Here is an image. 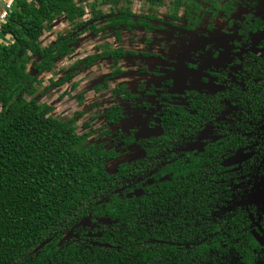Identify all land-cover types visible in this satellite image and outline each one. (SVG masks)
<instances>
[{
    "label": "trees",
    "instance_id": "trees-1",
    "mask_svg": "<svg viewBox=\"0 0 264 264\" xmlns=\"http://www.w3.org/2000/svg\"><path fill=\"white\" fill-rule=\"evenodd\" d=\"M59 19L69 28L44 45ZM217 22L234 37L220 47ZM263 29L264 0H11L0 30V264H264V210L253 201L255 190L245 204L264 155V56L234 57L240 48L264 49ZM167 33L164 54L192 38L208 41L195 53L211 59L203 89L177 95L171 79L149 88L141 80L136 90L118 82L128 59L142 77L152 75L142 64L150 60L198 69L138 49ZM86 35L99 43L75 60ZM221 54L226 62L218 61ZM102 63L109 73L92 90L111 105L102 113L98 100L54 114L66 97L84 106L86 92L72 95L81 86L74 79ZM233 65L243 68L236 82ZM212 80L223 90L209 93ZM185 81L191 85L193 74ZM225 102L238 111L218 122ZM137 111L152 113L148 128L160 134L138 139L136 130L118 131L119 144L108 148L112 128ZM207 126L221 139L181 153ZM133 146L142 155L110 172L108 165ZM241 148L252 159L237 171L223 168Z\"/></svg>",
    "mask_w": 264,
    "mask_h": 264
},
{
    "label": "rangeland",
    "instance_id": "rangeland-1",
    "mask_svg": "<svg viewBox=\"0 0 264 264\" xmlns=\"http://www.w3.org/2000/svg\"><path fill=\"white\" fill-rule=\"evenodd\" d=\"M11 4V0H4V5ZM137 6V5H136ZM89 11V9H87ZM105 12L109 13V10L105 8ZM90 16L87 15L85 17V21L89 20ZM224 24L217 23L218 29L220 31H217L213 37L215 44L217 47L221 45H225L228 41L232 40L233 37L228 36L224 34L221 30L224 28ZM66 28H69V25L63 20L59 19L55 22V24L52 27L51 32L46 33L42 37V42L44 45H51L55 41L57 34L59 32L64 31ZM125 37V43L128 42V35L124 34ZM172 40V35L170 33L162 34L160 39H157L154 44L151 46H142L139 45L138 49H147L149 51H153L156 53H159L162 57L165 59H172L173 61L177 63H186V64H199V68L196 70L189 69L186 66L173 64L161 60H150V61H144L142 64H145L148 67V70L150 73H152L151 76L142 77L139 75L140 72V65L136 64L133 59H128L123 64V69L127 71V75L123 78H121L118 82L120 83H127L129 85V88L131 90H136L138 83L145 78L146 81V87L150 86H157L159 87L160 84L167 80L172 79L175 82V88L173 90V93L179 95L182 94L183 91L186 89H194V90H201L203 88V85L200 84L201 76L204 74V71L210 67L211 59L208 56H201L196 55L195 53H202L204 50V47L208 43L207 40L204 39H197L192 38L189 45H182L178 44L177 47L170 45L168 48V52L164 54L162 43L167 42L170 44V41ZM99 43L98 37H93L91 35H86L81 39V42L77 49L76 59L83 58L86 54H89L93 51L94 46ZM223 56H221L220 59H222ZM72 62H64L63 64H60V67H66L68 68ZM176 67L175 72H170L169 68ZM109 69L107 63H102L100 67H94L91 70L85 71L81 74H79L74 81L80 82L81 86L78 90V92H72V95L75 96L77 93H87L86 100L84 102V106L82 108H78L77 103L75 100H70L68 97H66L61 102H57L56 105V111L54 114L58 115H67L69 113H73L78 110H83L95 103L96 101H100L104 103V107L102 110V113L105 109H107L111 104L107 103L106 99H102L100 96L96 95L95 92L92 90V88L99 84L101 82V78L108 75ZM185 73H192L193 74V83H191L190 86H187L185 83ZM155 75H159L156 77ZM47 78L49 76H46ZM61 76L58 78L60 79ZM207 90L209 92H215L218 90V88L214 85L213 81L208 85ZM63 91V89H59L54 94V101L58 99L59 94ZM152 113H146L143 111H137L131 119L128 121L118 125L117 127L112 128V135L111 140L113 142L109 143L108 148H112L115 145L119 144V139L117 137L118 131L128 133L129 130H136L137 135L136 137L139 138H147L151 137L158 133V129L150 130L148 128V121L147 116L151 115ZM158 122V121H157ZM102 123H99L96 125V127H100ZM81 125V124H80ZM82 133V131H79ZM141 151L138 147L133 146L129 149H127L124 152V155L121 159H119L116 162L110 163L108 165V170L111 172L113 171L120 163L124 162H130L134 160L135 158H138L141 156ZM253 201L264 208V184L259 185L254 194ZM83 226H89L90 222L88 220L84 221L82 223ZM74 234L70 233L67 235V237H71Z\"/></svg>",
    "mask_w": 264,
    "mask_h": 264
},
{
    "label": "water",
    "instance_id": "water-1",
    "mask_svg": "<svg viewBox=\"0 0 264 264\" xmlns=\"http://www.w3.org/2000/svg\"><path fill=\"white\" fill-rule=\"evenodd\" d=\"M98 20H92L90 21L86 26H84L80 31H84L87 27L94 25L95 23H97ZM253 54L257 57H262L264 54L263 50H260L258 48H250V49H240V51L235 54V57L239 58L241 61H243V56L246 54ZM241 67L237 66L235 68H232V71L237 74L238 71H241ZM235 79V78H234ZM226 105L229 107V110L224 112L222 114V116L218 119L219 122H226L227 121V117L230 116L232 114V112L237 111L238 109L234 106H232L229 102H226ZM220 137L215 136L214 134V128L213 126H207L199 135V137L196 139V141L189 143L185 148H183L181 150L182 153H191V152H195V151H199L202 149L203 147V143L205 141H216L219 140ZM251 158V155H246L244 154V150H239L233 157L226 159L223 163L222 166L223 167H232V166H237L240 165L244 162H246L247 160H249ZM264 163V160H263ZM251 196V195H250ZM250 196L248 197L247 201L249 200ZM52 242V239H49L45 242H43L35 251L34 253L39 252L41 249H43L44 247H46L48 244H50ZM97 246L100 247H108L107 245L104 244H96Z\"/></svg>",
    "mask_w": 264,
    "mask_h": 264
},
{
    "label": "flooded vegetation",
    "instance_id": "flooded-vegetation-1",
    "mask_svg": "<svg viewBox=\"0 0 264 264\" xmlns=\"http://www.w3.org/2000/svg\"><path fill=\"white\" fill-rule=\"evenodd\" d=\"M245 13H246V11L241 10V11L236 15V17L239 18L240 16H242V15L245 14ZM217 23H222V24H224L225 26H224V28H223L221 31H222L224 34H226V35H228V36H231V35L227 34L228 32L226 33V31H229L228 28H226L227 23H225V22H217ZM217 23H216V27H217ZM217 29H218V27H217ZM218 31H220V29H218ZM262 35L264 36V29L262 30ZM231 37H232V36H231ZM233 39H234V37H233ZM233 39H232V40H233ZM204 40H205V39H204ZM232 40H230V41H232ZM228 42H229V41H228ZM226 44H227V43H226ZM216 47H217V46H216ZM219 47H220V46H219ZM251 48H253V47H251ZM255 48H258V47H255ZM204 49H205V47H204ZM240 49H243V48H240ZM240 49H239V51H240ZM249 49H250V48H249ZM258 49H260V48H258ZM246 50H247V49H246ZM260 50H263V51H264V49H260ZM239 51H238V52H239ZM238 52H237V53H238ZM237 53H235V54H237ZM235 54H234V57H235ZM249 54H251V53H249ZM246 55H247V54H246ZM252 55H253V54H252ZM221 56H223L222 59H220ZM244 56H245V55H244ZM244 56H243V57H244ZM263 56H264V54H263ZM263 56H262V57H263ZM227 57H228L227 54H221V55L218 57V61H219V62H226ZM235 58H237V57H235ZM260 58H261V57H260ZM237 59H239V58H237ZM239 61H240V62H243V61H244V58H243V61H241L240 59H239ZM237 66H240V67L242 68L241 65H233V66H230V67H229V69H230V73H231L230 76H231L232 80L235 81V82L237 81V76H238V75L240 74V72H242V70H243V68H242L241 71H238V73L235 74V73L232 71V68H235V67H237ZM234 78H235V79H234ZM143 80H145V78H143ZM171 80H172V79H171ZM173 81H174V80H173ZM212 81H213V83H214V80H212ZM212 81H211V82H212ZM211 82H210V83H211ZM185 83H186V81H185ZM210 83H209V84H210ZM200 84H201V83H200ZM214 85L218 88V90L215 91V92H209V91H208L209 93H216V92H218V91L223 90L222 87L217 86L215 83H214ZM153 86H154V85H153ZM189 86H190V85H189ZM150 87H151V86H150ZM207 87H208V86H207ZM147 88H149V87H147ZM174 88H175V87H174ZM202 89H203V88H202ZM202 89H201V90H202ZM173 90H174V89H173ZM186 90H188V89H186ZM192 90H194V89H192ZM201 90H197V91H201ZM183 92H184V91H183ZM172 93H173V91H172ZM173 94H175V93H173ZM229 103H230V102H229ZM225 104H226V102H225ZM230 104H231V103H230ZM231 105H232V104H231ZM226 106H227V105H226ZM232 106H233V105H232ZM227 107H228V106H227ZM234 107H235V106H234ZM236 108H237V107H236ZM237 109H238V108H237ZM228 110H229V107H228ZM228 110H227V111H228ZM237 111H238V110H237ZM237 111H235V112H237ZM225 112H226V111H225ZM223 113H224V112H223ZM223 113H222V114H223ZM233 113H234V112H232V114H233ZM232 114H231V115H232ZM231 115H230V116H231ZM221 116H222V115H221ZM230 116H228V117H230ZM228 117H227V121H228ZM219 118H220V117H219ZM219 118H218V119H219ZM227 121H226V122H227ZM218 122H219V121H218ZM121 124H122V123H121ZM213 128H214V127H213ZM157 129H158V133L160 134V129H159V128H157ZM201 132H202V131H201ZM201 132H200V133H201ZM159 134H155V135H159ZM214 134H215V136H217L216 133H215V130H214ZM155 135H153V136H155ZM198 137H199V136H198ZM198 137H197V138H198ZM218 137H220V136H218ZM147 138H148V137H147ZM197 138H196V139H197ZM220 139H221V137H220ZM220 139H219V140H220ZM195 141H196V140H195ZM216 141H217V140H216ZM193 142H194V141H193ZM205 142H206V141H205ZM205 142H204V143H205ZM190 143H192V142H190ZM204 143H203V146H204ZM188 144H189V143H188ZM188 144H187V145H188ZM187 145H186V146H187ZM186 146H185V147H186ZM185 147H183V148H185ZM183 148H182V149H183ZM202 148H203V147H202ZM182 149H181V150H182ZM181 150H180V151H181ZM239 150H244V154H246V155H251V158H250L249 160H247L246 162L240 164V165L232 166V167H227V168H233L234 171H237V170H238V166H241V165H243V164L249 162V161L252 159V154L247 153V152L245 151L244 148H241V149H239ZM239 150H238V151H239ZM238 151H237V152H238ZM195 152H196V151H195ZM237 152H236V153H237ZM123 153H124V152H123ZM181 153H182V152H181ZM191 153H192V152H191ZM236 153H235V154H236ZM183 154H188V153H183ZM235 154H234V155H235ZM123 155H124V154H123ZM141 155H142V154H141ZM234 155H233V156H234ZM233 156H231V157H233ZM122 157H123V156H122ZM122 157H121V158H122ZM231 157H230V158H231ZM121 158H120V159H121ZM228 159H229V158H228ZM225 160H226V159H225ZM225 160H224V161H225ZM263 160H264V155H263V158H262L261 164L258 166V169H257V172H256V179H255L254 185H253L252 188H251V191L249 192L248 197H249L250 195L252 196L253 191L256 190V188H257L259 185H261V184H259V174H260V170H261L262 167L264 166ZM117 161H118V160H117ZM224 161H223V162H224ZM115 162H116V161H115ZM223 162H222V163H223ZM111 163H113V162H111ZM124 163H125V162H124ZM120 164H122V163H120ZM221 166H222V164H221ZM222 167H223V166H222ZM223 168H226V167H223ZM227 168H226V169H227ZM262 184H264V183H262ZM251 196H250V197H251ZM253 198H254V197H253ZM247 199H248V198H247ZM247 199H246V203H245L246 205H247V203L249 202L250 198H249L248 201H247ZM255 204H256V203H255ZM256 205H257L258 207H260L261 209L264 210V208L261 207L260 205H258V204H256Z\"/></svg>",
    "mask_w": 264,
    "mask_h": 264
},
{
    "label": "built area",
    "instance_id": "built-area-1",
    "mask_svg": "<svg viewBox=\"0 0 264 264\" xmlns=\"http://www.w3.org/2000/svg\"><path fill=\"white\" fill-rule=\"evenodd\" d=\"M10 7L11 4H8L6 5V9H2L0 11V30H1V22H3L7 18Z\"/></svg>",
    "mask_w": 264,
    "mask_h": 264
}]
</instances>
